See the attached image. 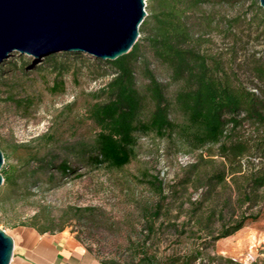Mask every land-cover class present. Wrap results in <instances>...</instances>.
<instances>
[{"label": "rangeland", "instance_id": "374dc122", "mask_svg": "<svg viewBox=\"0 0 264 264\" xmlns=\"http://www.w3.org/2000/svg\"><path fill=\"white\" fill-rule=\"evenodd\" d=\"M145 3L148 18L150 0ZM263 17L258 0H209L190 15V22L196 34L207 33L203 49L231 61L238 76L254 88L256 83L263 86L250 68L253 56H264ZM142 37L140 33L141 44ZM13 54L0 65V150L2 167L7 168L3 173L17 170L19 179L0 185L1 229L12 237L23 228L40 233L32 224L50 227L48 234L63 231L101 262L139 264L142 253L162 260L201 253L191 264H206L214 255L241 264H264V204L243 202L236 174L216 154V146L192 151L177 140L149 134L138 138L135 156L122 169L89 167L81 148L92 142L97 127L87 108L112 73L82 52L69 59L62 76L64 89L53 92L54 71L39 68L45 57L27 72V64L21 67L33 55ZM153 69L172 97L177 84L169 80L167 67L155 63ZM142 82L138 76V84ZM29 151L45 156L48 166L27 165ZM61 161L73 171L61 174ZM144 173L162 179L165 198L143 242L148 233L144 207L157 201ZM77 208L82 210L76 212ZM257 211V220L214 240L222 225L233 223L243 212Z\"/></svg>", "mask_w": 264, "mask_h": 264}, {"label": "trees", "instance_id": "16d2710c", "mask_svg": "<svg viewBox=\"0 0 264 264\" xmlns=\"http://www.w3.org/2000/svg\"><path fill=\"white\" fill-rule=\"evenodd\" d=\"M208 1L150 0L149 17L139 26L143 44L137 39L127 53L113 60L95 57L96 63L108 69L112 76L95 93V101L88 105V118L97 131L92 142L82 145L81 151L89 167L122 169L135 156L138 138L143 135L177 140L192 151L216 146V154L236 174L235 184L243 202L248 206L264 204V56H253L250 60L253 76L263 85L256 83L250 88L233 70L231 61L204 50L207 33L196 34L192 30L190 15ZM81 53L60 51L45 57L39 68L48 66L54 71L53 92L64 89L62 76L69 68V59ZM19 56L23 62V55ZM155 63L165 65L169 80L177 84L172 97H168L165 85L156 76ZM23 64L21 69L28 63ZM138 76L143 80L140 85ZM27 155V165L35 162L47 167L50 162L45 156H39V152L29 151ZM57 168L61 174L73 171L62 161ZM5 169H1L4 183L13 185L19 179L18 172L10 170L4 174ZM144 177L157 201L144 207L148 233L143 242L152 232V224L160 216L165 198L162 179L149 173H144ZM258 218L259 211L243 212L233 223L222 225L214 240L227 237ZM30 226L38 228L40 233L51 230L37 224ZM63 229L61 225L59 230ZM200 254L162 260L142 253L139 264H191ZM217 260V264H241L217 255L208 257L206 264ZM105 263L118 264L117 261Z\"/></svg>", "mask_w": 264, "mask_h": 264}, {"label": "water", "instance_id": "95a60500", "mask_svg": "<svg viewBox=\"0 0 264 264\" xmlns=\"http://www.w3.org/2000/svg\"><path fill=\"white\" fill-rule=\"evenodd\" d=\"M258 1L264 9V0ZM145 5V0H0V63L14 51L33 55L27 72L60 51L113 60L137 41ZM3 163L0 150V169ZM13 250V237L0 228V264H10Z\"/></svg>", "mask_w": 264, "mask_h": 264}, {"label": "crops", "instance_id": "0c3cea01", "mask_svg": "<svg viewBox=\"0 0 264 264\" xmlns=\"http://www.w3.org/2000/svg\"><path fill=\"white\" fill-rule=\"evenodd\" d=\"M13 239L10 264H106L87 251L74 236L63 231L41 234L23 228Z\"/></svg>", "mask_w": 264, "mask_h": 264}]
</instances>
